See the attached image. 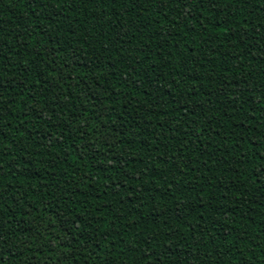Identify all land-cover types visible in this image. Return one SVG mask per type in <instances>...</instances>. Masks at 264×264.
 <instances>
[{
	"label": "trees",
	"instance_id": "obj_1",
	"mask_svg": "<svg viewBox=\"0 0 264 264\" xmlns=\"http://www.w3.org/2000/svg\"><path fill=\"white\" fill-rule=\"evenodd\" d=\"M0 264H264V0H0Z\"/></svg>",
	"mask_w": 264,
	"mask_h": 264
}]
</instances>
